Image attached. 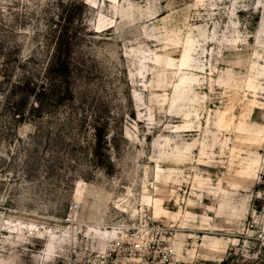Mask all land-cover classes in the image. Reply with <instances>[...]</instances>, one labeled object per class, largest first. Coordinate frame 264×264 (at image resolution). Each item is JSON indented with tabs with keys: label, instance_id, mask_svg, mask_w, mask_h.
Listing matches in <instances>:
<instances>
[{
	"label": "rangeland",
	"instance_id": "374dc122",
	"mask_svg": "<svg viewBox=\"0 0 264 264\" xmlns=\"http://www.w3.org/2000/svg\"><path fill=\"white\" fill-rule=\"evenodd\" d=\"M127 226L134 264H264V0H0V264Z\"/></svg>",
	"mask_w": 264,
	"mask_h": 264
},
{
	"label": "built area",
	"instance_id": "2783aa9c",
	"mask_svg": "<svg viewBox=\"0 0 264 264\" xmlns=\"http://www.w3.org/2000/svg\"><path fill=\"white\" fill-rule=\"evenodd\" d=\"M149 223L150 222L147 221L145 223V226H148ZM130 229H132L131 226H127V228H125L126 231L125 237H127L128 239L117 240V264H134L133 256L136 254V252L137 251L139 252L140 250L142 251L147 250L149 248L150 242L148 240L142 246V248L135 246L133 241L136 240L137 233L135 232L127 233ZM164 253H165L164 256L167 257L168 256L167 250H165ZM149 257L150 256L144 257L146 262L149 260Z\"/></svg>",
	"mask_w": 264,
	"mask_h": 264
}]
</instances>
